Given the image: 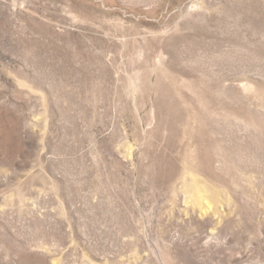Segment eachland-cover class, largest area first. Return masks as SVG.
I'll return each instance as SVG.
<instances>
[{
  "label": "rangeland",
  "instance_id": "rangeland-1",
  "mask_svg": "<svg viewBox=\"0 0 264 264\" xmlns=\"http://www.w3.org/2000/svg\"><path fill=\"white\" fill-rule=\"evenodd\" d=\"M0 264H264V0H0Z\"/></svg>",
  "mask_w": 264,
  "mask_h": 264
}]
</instances>
